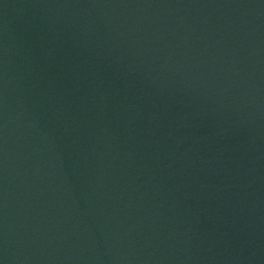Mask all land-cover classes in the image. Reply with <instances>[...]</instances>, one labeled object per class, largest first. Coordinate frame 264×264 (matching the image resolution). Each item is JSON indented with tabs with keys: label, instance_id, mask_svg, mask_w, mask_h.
Returning a JSON list of instances; mask_svg holds the SVG:
<instances>
[{
	"label": "water",
	"instance_id": "95a60500",
	"mask_svg": "<svg viewBox=\"0 0 264 264\" xmlns=\"http://www.w3.org/2000/svg\"><path fill=\"white\" fill-rule=\"evenodd\" d=\"M0 264H264V0H0Z\"/></svg>",
	"mask_w": 264,
	"mask_h": 264
}]
</instances>
